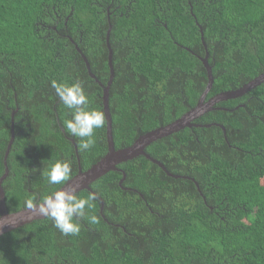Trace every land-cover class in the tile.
<instances>
[{
    "label": "trees",
    "instance_id": "trees-1",
    "mask_svg": "<svg viewBox=\"0 0 264 264\" xmlns=\"http://www.w3.org/2000/svg\"><path fill=\"white\" fill-rule=\"evenodd\" d=\"M110 26L116 149L196 105L207 84L200 26L213 76L205 99L264 71V0H0V176L13 111L15 130L2 182L9 212L61 186L48 183L52 162L67 159L77 172L69 138L82 169L106 154V121L94 147L80 150L51 82H82L90 107L103 111L102 87L75 46L106 84ZM214 107L192 122L222 125L227 140L220 126L192 125L145 147L201 192L139 155L90 185L109 223L97 197L78 235L34 219L0 235V264H264V81Z\"/></svg>",
    "mask_w": 264,
    "mask_h": 264
},
{
    "label": "water",
    "instance_id": "water-1",
    "mask_svg": "<svg viewBox=\"0 0 264 264\" xmlns=\"http://www.w3.org/2000/svg\"><path fill=\"white\" fill-rule=\"evenodd\" d=\"M200 36H201V41L205 49V56H198L203 63V66L206 69L207 73V84L206 87L204 88L203 92L201 93L200 97L198 98V101L196 105L190 109H188L186 112H184L180 117L176 118L175 120L165 124L164 126H159L155 129H152L144 134L139 135L134 142L124 148H119L116 149L113 141V135H112V119L109 111V104H108V99H109V88L110 84L112 82L113 76H114V69H113V64H112V49L111 45L109 43V34L111 31V26L107 29L106 32V46L108 48V66H109V79L107 81V84L101 83L95 76L92 74L90 70V64L86 58V56L82 53V51L79 49V47L76 45V50L80 53L82 59L85 62V65L88 69V72L92 78H94L102 87V105H103V113L105 115V121H106V141H107V152L106 154L101 157L98 161L93 163L90 167H88L85 170H82L80 166V161H79V156H78V151L76 147V143L72 138H69L71 142L74 145L75 148V153L76 157L78 160V169L77 173L74 174L68 181H66L63 185H61L57 190H59L61 187L67 189L69 187H75L76 193L82 189H87L90 192H93L90 188V184L101 177L102 175L106 174L107 172L111 170H119L117 168V165L121 162L133 159L139 155H144L146 158L150 159L153 163H156L159 167H161L164 172L172 177H183V178H188L194 181L197 190L200 191L199 184L194 180V178L185 176V175H176L171 172H169L166 167L163 165L162 162L159 160L151 157L148 153L145 152V147L148 146L151 142L155 141L158 138L167 136L173 132H177L180 129H183L185 127H191L192 125L194 126H205L209 127L211 125H217L220 126L223 130L224 135L226 134L225 128L217 123L211 122V123H206V124H195L192 121L199 116H201L203 113L210 111L214 109V105L218 102L225 101V100H230V99H235L242 97L246 93H248L251 89L255 88L257 85H259L262 81H264V71L260 73L258 76L255 78L251 79L250 81L242 84L241 86L234 88V89H229L225 90L222 92H219L217 94H214L213 96L209 97L208 99L206 98L207 93L210 91L212 83H213V76H212V68L208 63V50H207V45L203 37V30L200 26ZM188 51L189 49L186 48ZM236 106L235 108H237ZM220 108V107H219ZM218 109V108H215ZM223 109V108H221ZM226 109V108H224ZM15 137V130H14V111L11 113V122H10V138L8 140L6 150L4 153L3 157V162L5 166L4 174L0 176V235L17 228L21 226L24 223L30 222L34 219L38 218H43L45 216L41 215L40 210H39V204L40 202L37 201L34 203L33 208H22L18 211L15 212H9L6 208L5 205V191L2 187V182L8 175V166H7V156L9 153V150L12 146L13 140ZM226 138V135H225ZM227 140V138H226ZM125 178V173L123 172V177L119 180V185L122 184V181ZM124 189H129L126 187H122ZM136 191V190H134ZM201 192V191H200ZM95 193V192H94ZM96 197L99 198L100 200V214L104 218L105 221L107 219L104 217V214L102 213L103 211V205L104 201L102 198L96 194ZM141 197L143 196L142 194H139ZM108 222V221H107ZM109 223V222H108Z\"/></svg>",
    "mask_w": 264,
    "mask_h": 264
},
{
    "label": "clouds",
    "instance_id": "clouds-1",
    "mask_svg": "<svg viewBox=\"0 0 264 264\" xmlns=\"http://www.w3.org/2000/svg\"><path fill=\"white\" fill-rule=\"evenodd\" d=\"M51 86L59 100L71 112V118L65 121L67 132L80 138V150H91L96 143V130L105 125L103 111L90 107L89 98L80 81L68 83L53 80ZM72 171L70 161L56 160L47 167L45 175L50 185H63L72 177ZM95 199L94 192H89L86 197L78 196L75 187H61L43 197L39 210L63 235H78L81 230L79 219L86 216V208H91ZM25 203L28 208L35 206L32 199H27ZM88 220L92 224L98 222L95 215L89 216Z\"/></svg>",
    "mask_w": 264,
    "mask_h": 264
},
{
    "label": "rangeland",
    "instance_id": "rangeland-1",
    "mask_svg": "<svg viewBox=\"0 0 264 264\" xmlns=\"http://www.w3.org/2000/svg\"><path fill=\"white\" fill-rule=\"evenodd\" d=\"M75 48H76V47H75ZM79 49H80V48H79ZM78 53H79V52H78ZM82 53H83V52H82ZM79 54H80V53H79ZM80 56H81V55H80ZM203 57H204V56H203ZM81 58H82V57H81ZM83 61H84V60H83ZM209 65H210V64H209ZM108 79H109V78H108ZM262 82H263V81H262ZM106 84H107V82H106ZM106 84H105V85H106ZM224 91H225V90H224ZM221 92H222V91H221ZM78 156H79V155H78ZM80 166H81V165H80ZM89 167H90V166H89ZM81 168H82V167H81ZM77 169H78V168H77ZM86 169H87V168H86ZM82 170H85V169H82ZM76 173H77V172H76ZM76 173H75V174H76ZM122 177H123V176H122ZM93 182H94V181H93ZM93 182H92V183H93ZM92 183H91V184H92ZM91 184H90V185H91ZM122 187H123V186H122ZM90 188H91V186H90ZM126 188H128V187H126ZM82 190H83V189H82ZM91 190H92V188H91ZM80 191H81V190H80ZM92 191H93V190H92ZM78 192H79V191H78ZM93 192H94V191H93Z\"/></svg>",
    "mask_w": 264,
    "mask_h": 264
},
{
    "label": "flooded vegetation",
    "instance_id": "flooded-vegetation-1",
    "mask_svg": "<svg viewBox=\"0 0 264 264\" xmlns=\"http://www.w3.org/2000/svg\"><path fill=\"white\" fill-rule=\"evenodd\" d=\"M192 108V107H191ZM205 113H203V115H204ZM199 118V117H198ZM195 120V119H194Z\"/></svg>",
    "mask_w": 264,
    "mask_h": 264
}]
</instances>
